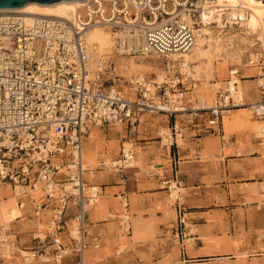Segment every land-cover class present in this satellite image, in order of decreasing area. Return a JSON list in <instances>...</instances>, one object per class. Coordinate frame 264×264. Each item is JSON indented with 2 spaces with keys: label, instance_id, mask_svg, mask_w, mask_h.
<instances>
[{
  "label": "built area",
  "instance_id": "2783aa9c",
  "mask_svg": "<svg viewBox=\"0 0 264 264\" xmlns=\"http://www.w3.org/2000/svg\"><path fill=\"white\" fill-rule=\"evenodd\" d=\"M207 1L90 0L72 20H29L19 13L0 12V188L11 186L17 205L30 208L35 219L44 222L49 213L50 231L44 239L51 237L53 247L33 252L23 264L27 258L31 264L32 257L44 263L64 264L70 259V264H88L87 250L101 247L99 236H91L88 229L90 207L104 192L100 185L95 193L89 190L93 184L83 147L91 128L122 125L128 130L141 115H163L174 118L170 146H178L176 118L210 111L206 129L218 135L223 146L229 144L223 112L241 107L240 70L229 71L216 107L198 109L190 99L197 82L193 64L173 58L196 46ZM95 25L116 33L124 53L161 57L164 75L127 81L134 98L116 84L94 83L89 78L91 55L85 35ZM40 43L44 46L37 50ZM254 114L264 120V99ZM136 155L135 142L126 137L112 168L123 173ZM174 182L180 189L177 202L183 198V188L178 181H163L169 190ZM124 205L127 210V197Z\"/></svg>",
  "mask_w": 264,
  "mask_h": 264
},
{
  "label": "rangeland",
  "instance_id": "374dc122",
  "mask_svg": "<svg viewBox=\"0 0 264 264\" xmlns=\"http://www.w3.org/2000/svg\"><path fill=\"white\" fill-rule=\"evenodd\" d=\"M223 30L224 35L222 34V36L233 37L232 42L225 46L226 48L218 57L204 62L202 65L203 80H196L190 99L194 105L196 101H200L199 106L209 103L210 106H213L218 92L226 88L229 71L237 68L240 70L243 78L240 82L243 105L233 108L230 110L231 113H223V126L229 119L238 122L233 125L232 135L230 132H226L233 147L227 149L228 145L223 146L218 135H212L209 130L205 129L211 116L210 111H199L196 116L190 115V113L182 114L176 118L186 140L184 148L162 144L161 132L169 133V127L171 128L174 123V118L168 119L163 115H142L140 116L141 121L128 130H124V128L119 130L118 127L91 128L88 136L93 134L94 142L88 136L84 141V151L87 150L88 154L91 151L95 152L92 156L93 164L87 166L94 173V177L92 182L89 176L88 180L90 184L100 185L103 189L107 186H116V188L103 192L99 197L100 203H97L88 212L89 233L91 236H99L101 240V247L95 248L96 251L89 254V264H255L248 261L255 255L254 252L234 253L229 259L196 256L197 253L194 252L196 243L193 240L192 245L189 243V239L193 238V230L191 226H188L189 222L185 216L187 191L181 173H179V161L184 159L186 151L189 150L191 139L195 135V133L189 135V132L184 129L193 127V124H201L200 127L205 129V131H201V137H208L212 145L209 152L210 157L197 152V155L202 156V162H210L214 159V153L245 155L244 148L246 144H250V136L256 141L264 143V137L257 136L258 131L264 126L256 128V131L252 127V124L255 126L258 123L262 124L263 120H258L257 116L254 117L249 109V104L264 99L259 87L260 74L262 73L264 77L263 51L257 47L249 49V40L247 41L242 36L243 30L239 25L235 24L230 28L229 24H226ZM43 46L44 43H40L37 50H42ZM258 53L261 55L257 59V66L246 67L249 61L253 60L252 57ZM156 57V55H149L144 61L145 65L137 67L139 57H135L137 61L132 60L129 65L125 66L122 65L124 61L122 57L116 55L110 62L111 67L103 76V82L106 86L115 83L121 85L118 76L121 77L125 85L130 74L137 71L136 69L144 71L148 76L163 73L162 58L156 59ZM112 73L116 78L110 79L113 77ZM192 120L193 123H190ZM242 133L248 135V141L237 143L235 136ZM125 137L133 140L138 147L137 167L128 168L123 173H119L114 168H110L108 162L105 163V154L108 151V143H116L118 153L112 158L115 161L119 155L120 144L125 141ZM195 153L192 151L191 154ZM160 167L164 168L159 169ZM166 179L178 181L183 188V198L180 201L175 203V200L170 198L171 190L163 183ZM125 197L129 203L127 210L124 205ZM105 198L108 200L107 205ZM178 204L182 205L181 208L178 207ZM104 208L106 209L104 210ZM5 210L2 213V222L5 223L2 231L4 235L13 236L11 239L14 248L8 246L4 251L1 248L0 264H23L25 257L32 256L33 252L44 253V249L52 250L51 237L44 239V235L50 231L48 212L44 216V224L38 228L34 216L29 211L30 208L24 209V219H16L12 222H8L5 218ZM180 210L182 214H180ZM125 213H128L132 225L131 234L128 235H125L123 231L122 216ZM91 215H94L93 222ZM186 222H188L187 225ZM100 223H108V225L104 230L97 231ZM138 223L140 226L137 225ZM38 232L44 235L36 237L35 234ZM123 248H128L130 251L118 253ZM102 257L105 258V261L100 260ZM32 259L31 264H53L35 260L34 257ZM70 263V259L64 262V264Z\"/></svg>",
  "mask_w": 264,
  "mask_h": 264
},
{
  "label": "crops",
  "instance_id": "0c3cea01",
  "mask_svg": "<svg viewBox=\"0 0 264 264\" xmlns=\"http://www.w3.org/2000/svg\"><path fill=\"white\" fill-rule=\"evenodd\" d=\"M234 124L238 122L229 119L224 124L225 133H231ZM200 125L193 124L184 129L189 135H195L184 159L179 161V173L187 191L185 216L193 230L191 239L196 243L194 252L196 256L212 259H229L234 253L254 252L248 261L264 264V143L250 136V144L244 148L245 155L214 153V159L202 162V156L197 152L210 157L212 145L208 137H201V131L206 128ZM256 126L252 124L254 131L262 124ZM235 139L237 143H246L248 135L242 133ZM230 147L233 143L226 148ZM192 151L196 153L193 155ZM111 188L116 186H107L104 192ZM105 201L107 205L106 198ZM93 219L94 215H91L92 222ZM98 225L97 231H101L108 223Z\"/></svg>",
  "mask_w": 264,
  "mask_h": 264
},
{
  "label": "bare ground",
  "instance_id": "6f19581e",
  "mask_svg": "<svg viewBox=\"0 0 264 264\" xmlns=\"http://www.w3.org/2000/svg\"><path fill=\"white\" fill-rule=\"evenodd\" d=\"M88 1L90 0H71V1H60L57 3L49 4V5H41L36 2H30L25 4L22 7L19 8H12V9H0V12L3 13H19L26 17L29 20H32L34 18H42V17H56V18H64L68 20H72L75 15L80 11V9L88 4ZM206 11L203 16V22L204 27L202 29L200 38L196 44V46L188 53H185L183 55H173V58H183V60L190 62L193 64V68L195 70L194 78L195 80L202 81L203 80V71H202V65L204 62H209L213 57H218L225 49V46H228L232 42L233 37H226L222 36L226 24H229V27L232 28L235 24L239 25L242 28V36L249 40V49H253L257 47V49L263 51L264 55V1L263 0H208L207 3L204 5ZM224 35V34H223ZM117 34L113 33L110 29L95 25L92 28H90L85 35V41L88 51L90 52L91 58L89 60V78L93 80L94 83L100 84L104 80V75L107 73V70L111 67V60L114 56L120 55L122 57L123 63L122 65H129L132 60H136L135 57H139L137 67H142L145 65V60L148 58L149 55H155V54H145V55H130L128 53H124V50L118 48L117 46ZM250 37V38H248ZM252 55V54H251ZM260 53L254 55L252 57L253 60H250L249 63L246 65V67H255L257 66L258 62L257 59L260 57ZM157 56V55H156ZM161 58L159 56L156 57ZM137 61V60H136ZM148 63V62H147ZM163 69V66H162ZM238 69V68H237ZM134 71L130 74L129 78L126 80L130 81L136 76H145L146 73L144 71L138 70ZM239 70V69H238ZM113 78L115 77V74L112 73ZM159 77H162L164 75V69L163 73L157 74ZM261 73L259 78V87L262 90L261 93L264 95V77ZM103 77V79H102ZM118 81L121 83V85L116 84L115 86L120 88L122 91H124L125 94H130L131 98H134L135 94L132 92L130 85L126 84L124 85V82L122 81L121 77L117 76ZM116 80V79H115ZM239 81V86H240ZM242 97L243 94L241 92V95L238 97L239 104L242 106ZM262 100L254 103L249 104V109L254 117V108L258 106V103H260ZM199 101H196L195 108H214L216 107V99L213 104V106H210V103L205 106H199ZM230 110L224 111L223 113H230ZM145 115V114H144ZM149 115V114H146ZM142 116V115H141ZM262 120L261 118H257ZM141 121V119H140ZM262 126H264V120L262 123ZM120 130L124 128V126L119 125L116 126ZM177 137L176 141L178 143L179 147L184 148L186 146V140L183 136V132L181 131L179 121H177ZM97 128V127H95ZM263 129H260L258 131L259 137H264ZM169 133L161 132V139L162 144L165 146H169L174 138L172 134V130L169 127ZM262 135V136H260ZM226 138L229 139V136L226 135ZM88 138L94 142V135L91 134L88 136ZM99 138V137H98ZM126 139V137H125ZM232 143L229 141L228 146H230ZM87 149V148H86ZM138 150V147H137ZM118 153V146L116 143H108V151L105 154L106 161L105 163H109L110 168H112L116 162L112 159L114 155ZM95 154V152L91 151L89 154L86 151H84L83 147V160L84 165L86 168L87 166H90L93 164L92 156ZM137 155L133 159L132 163L129 165V169H133L137 167ZM89 169V168H88ZM90 170V169H89ZM151 172V171H146ZM89 177L92 182V178L94 177V173L92 171L89 172ZM99 187L98 185H91L90 186V192L95 193V190H97ZM171 193L169 194L170 198L175 200L179 196V187L176 186L175 183H172L171 187ZM41 194V191L37 189L35 191V195L39 197ZM97 203H100L99 196L94 200L91 208H94ZM6 209V210H5ZM6 211L5 218L8 222H12L16 219H24L25 211L21 209L17 205V197L12 190L11 186H3L0 188V250L1 248L4 249L6 247L14 248V244L12 243V237L11 235H4L3 233V227L4 222L2 219V213L3 211ZM123 221V231L125 235L131 234L132 226L128 222L129 215L125 213L122 216ZM36 226L40 228L42 224H44L42 221L35 219ZM187 225V222H186ZM189 226V225H188ZM3 235H2V234ZM42 236L44 234H41ZM189 243L192 245V239H189ZM96 247L91 246L87 250V262L89 264V254H91L93 251H96ZM130 249L123 248L122 250H119L118 253L122 252H129ZM32 254V253H31ZM26 256V255H25ZM30 260V258L26 259V263Z\"/></svg>",
  "mask_w": 264,
  "mask_h": 264
},
{
  "label": "water",
  "instance_id": "95a60500",
  "mask_svg": "<svg viewBox=\"0 0 264 264\" xmlns=\"http://www.w3.org/2000/svg\"><path fill=\"white\" fill-rule=\"evenodd\" d=\"M60 1H71V0H0V9L19 8L30 2H36L41 5H49Z\"/></svg>",
  "mask_w": 264,
  "mask_h": 264
}]
</instances>
